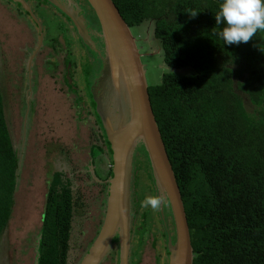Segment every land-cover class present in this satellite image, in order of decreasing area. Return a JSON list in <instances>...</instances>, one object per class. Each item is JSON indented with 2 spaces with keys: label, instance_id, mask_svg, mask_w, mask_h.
I'll return each instance as SVG.
<instances>
[{
  "label": "trees",
  "instance_id": "obj_1",
  "mask_svg": "<svg viewBox=\"0 0 264 264\" xmlns=\"http://www.w3.org/2000/svg\"><path fill=\"white\" fill-rule=\"evenodd\" d=\"M113 1L131 28L153 21L169 68L148 91L181 190L193 264H264V30L247 43L224 45L214 19L221 0ZM90 18L100 31L93 10ZM85 47L89 58L99 57ZM97 60L90 84L102 67ZM136 151L132 215L142 240L148 227L137 190L139 156L150 163L142 143ZM17 153L0 87V235L14 204ZM150 177L157 191L152 172ZM71 185L57 173L48 186L38 264H67L72 217L81 205ZM159 209L168 247L175 240L174 222L167 203Z\"/></svg>",
  "mask_w": 264,
  "mask_h": 264
},
{
  "label": "rangeland",
  "instance_id": "obj_2",
  "mask_svg": "<svg viewBox=\"0 0 264 264\" xmlns=\"http://www.w3.org/2000/svg\"><path fill=\"white\" fill-rule=\"evenodd\" d=\"M90 11H92L91 8ZM44 16L48 31L55 34V29L59 28L56 18L52 13H44ZM17 20L12 17V12L6 8V4L0 3V38L4 40L0 53V83L6 89L5 113L10 134L18 152L17 188L13 196L14 204L10 218L0 235V264H38L42 237L41 214L47 188L54 179L52 160L59 157L62 164H70L76 162V159L85 162L91 157L94 160L98 179L86 180L87 182L84 184L76 182L75 187L79 190L78 194L82 196L85 203L77 220V239L74 242L75 238H72L71 258L73 264H77L94 241L104 218L108 182L102 180L107 178V173L111 168V156L107 152L105 155L104 153L101 155V148L96 143L92 144L96 140L91 137L93 119L86 115L88 111L82 116L81 111H75L70 99L55 88L59 85H56L58 79L54 81V78H59V76L52 73L51 70L44 72L46 68H43L42 64L39 66L36 76L33 73L30 74L28 69V83L30 78L37 80V86L34 85L31 92L40 95V100L32 99L34 107L28 109L30 110L29 114L28 110L26 111V115H28L23 130L24 118L23 110L20 112L22 108L20 102L24 101L20 99L19 93L16 98L14 93L12 96L9 93L21 92L26 88L24 85L27 84V82L22 83V79L26 78L27 71L23 62L22 50H20L27 37ZM24 24L22 22L23 26ZM131 29L142 53L148 83L150 85L159 84L162 75L169 68L164 63L160 43L154 37L153 21H146ZM70 36L72 39L68 36L63 39L64 43L60 42L61 51L65 56H67L65 47L76 40L73 35ZM71 49L70 56L68 54L67 58L73 61V66L77 65V70L82 73L87 72V74L90 72L89 75L96 70L99 62L96 55H92L90 58L86 54L84 56L80 46L74 43ZM44 56H39L40 62ZM2 62L5 65L1 64ZM54 64H57L56 60ZM179 71L190 72L191 69H179ZM66 77L68 82L72 83L71 77L69 75ZM78 78L82 82L80 75ZM136 158L137 151L134 154L133 169L136 166ZM139 159L141 161L138 170V193L143 199L146 196L157 197V191L150 177L152 172L150 166L144 157L139 156ZM98 180L102 182H98ZM159 208V205L156 209L147 206L141 208L142 213H147L145 222L148 231L142 240L136 233L133 234L129 264H168L169 253L161 232ZM118 252L119 250L112 249L101 264H118Z\"/></svg>",
  "mask_w": 264,
  "mask_h": 264
},
{
  "label": "water",
  "instance_id": "obj_3",
  "mask_svg": "<svg viewBox=\"0 0 264 264\" xmlns=\"http://www.w3.org/2000/svg\"><path fill=\"white\" fill-rule=\"evenodd\" d=\"M20 1L30 10L25 0ZM48 1L74 19L75 15L57 0ZM87 2L99 21L100 37L103 39L102 68L92 92L96 112L112 150V176L107 179L108 195L102 224L78 264H101L117 245L114 242L116 237L118 264H129L133 239V160L141 143L149 158L157 197H163L159 207L162 209L163 204L167 203L174 222L175 240L168 242V264H193L194 251L184 202L153 111L146 69L137 39L113 0ZM33 17L41 31L40 22L35 15ZM80 21H83V17H80ZM78 27L87 45L96 50L84 23L78 22ZM91 172L97 180L94 167ZM69 245H72V232Z\"/></svg>",
  "mask_w": 264,
  "mask_h": 264
},
{
  "label": "flooded vegetation",
  "instance_id": "obj_4",
  "mask_svg": "<svg viewBox=\"0 0 264 264\" xmlns=\"http://www.w3.org/2000/svg\"><path fill=\"white\" fill-rule=\"evenodd\" d=\"M57 1L60 4H62L64 7L68 8V10L72 14L75 15L74 19L69 17L58 6H56L55 4L51 3L48 0H25L30 10L25 8L24 4H22L20 0H0V3L6 4V8L12 12V17L14 19L15 18L18 19L17 22H20L22 26V30L25 32L26 37H27L26 41L23 42L22 47L20 48V50H22V53H23V57H24L23 62H24L25 69L27 71L26 78L22 79V83L27 82V84L24 85L26 86V88L22 90L21 92L15 91V92H12V93L9 92V93H10V96H12L14 93L15 98L17 97L19 93L20 99L24 101V102L22 101L20 102L22 104V108L20 112L23 110L22 114L24 118V121H23V130H24V124L26 121L25 119H26V116L30 112V110L28 109H30L31 107H34L32 104V99H35L37 101L40 100V95H35L31 92L33 91L34 85L37 86V80L30 78V82L28 83V79H27L28 69H29L30 74L33 73L36 76L39 66L42 64V67L46 68L44 72H49L51 70L52 73H56L59 76V78H54V81L55 79H58V81H56L57 82L56 85H59V86H56L55 88L58 89V91L61 92L62 95L70 99L71 105L74 107L75 111H81V116L84 113L86 114V111H88V114L86 115L89 117H92L93 119L92 120L93 128L90 131L91 137L96 140L92 144L96 143L98 147L101 148V152H102L101 155L103 153L105 155L106 150H107L106 148L107 144L105 142V137L103 133L105 131H102L104 129L102 125V121L101 123L98 122V117H97L98 114L96 112V103L94 105L93 103L94 97H93V92H92V87L94 86V83L97 77L99 76V74L96 77H93L92 83L90 84V81L92 79V77H90L91 75H88L87 72L82 73L79 70H77V65L73 66V61H70V59L67 58L68 54L70 56L73 43L75 45L78 44L81 50L84 52V56L86 54L87 57L89 58L88 50L85 47V44L87 45V42L82 37L79 31L78 22L84 23L86 32L88 36L90 37V39L92 40L93 44L96 46L95 51L97 52V55L99 56L98 58L100 59L104 52L103 39L102 37H100V31H98L95 28L93 20L90 18V13H91L90 7L86 5L84 0H71V1L57 0ZM32 13L33 15H35V17L40 22L41 31ZM44 13L45 14L52 13L54 18H56L57 23H58L57 25L59 28L55 29L56 30L55 34H52L51 32L48 31L47 26H46V23H47L46 17L44 16ZM80 17H83V21H80ZM22 22L25 23L24 26L22 25ZM26 29L27 31H25ZM41 32H42V37H40ZM70 35H73L76 38V40L73 43H71V45L65 47L66 48L65 52L67 55L65 56L61 51L62 48H61L60 42L64 43L63 39L64 38L66 39L68 36L70 37V39H72ZM3 44H4V40L0 38V53L2 52L1 45ZM42 55H45V56H44V59H42V62H40L39 56H42ZM55 60L57 64H54ZM1 64H4V62H2ZM101 68H100V71H101ZM68 75L71 77L72 83L68 82L67 77H66ZM78 75L81 76L82 82H80L81 80L80 78H78ZM51 76L55 77L56 75L55 76L51 75ZM0 86L3 92L4 103H6V100H5L6 89L3 88V85L1 83H0ZM27 110H28V114L26 115ZM5 112H6V104H5ZM51 165H52V171L54 173V176L57 173H61V178L63 180H70L72 182L71 186L73 189V195L75 198L80 199L81 205L79 206V209L75 208V211L72 217V222H71L72 238L73 237L75 238L74 239V242H75V240L77 239V226H76L77 220L80 217L81 209L85 207V203L82 199V196L78 194L79 190L75 189L77 185L76 182H82V184H84L87 181L94 180L93 174L91 172L92 167H94V172L96 171L95 166H94V160L90 157V159L85 162H81L76 159V162H73L70 164L68 163L62 164L61 161L59 160V157H55V160L54 161L52 160ZM102 181L103 182L107 181V178ZM102 181H98V182H102ZM47 192H48V188H47ZM47 192L45 194L44 208L41 214V218L43 216V212L45 209ZM137 222L134 221L133 223V234L135 233L134 226L136 225ZM72 246H73V243L72 245H70V248H69L70 252L68 250L67 264H73V259L71 258L72 256L71 251L73 249ZM113 249H116V251H118L119 250L118 245L114 246ZM69 258H71V260ZM35 262L37 263V260Z\"/></svg>",
  "mask_w": 264,
  "mask_h": 264
},
{
  "label": "clouds",
  "instance_id": "obj_5",
  "mask_svg": "<svg viewBox=\"0 0 264 264\" xmlns=\"http://www.w3.org/2000/svg\"><path fill=\"white\" fill-rule=\"evenodd\" d=\"M214 19L216 25L222 26L216 35L224 45L247 43L257 30H264V0H221ZM162 199L146 196L141 206L156 209Z\"/></svg>",
  "mask_w": 264,
  "mask_h": 264
}]
</instances>
